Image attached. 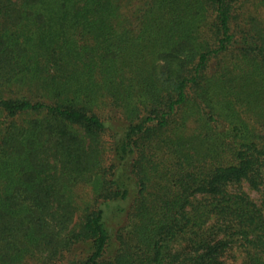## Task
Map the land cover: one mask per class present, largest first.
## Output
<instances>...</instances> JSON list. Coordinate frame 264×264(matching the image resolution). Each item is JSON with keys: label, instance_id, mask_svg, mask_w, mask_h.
Masks as SVG:
<instances>
[{"label": "trees", "instance_id": "1", "mask_svg": "<svg viewBox=\"0 0 264 264\" xmlns=\"http://www.w3.org/2000/svg\"><path fill=\"white\" fill-rule=\"evenodd\" d=\"M250 1L0 0V264H264Z\"/></svg>", "mask_w": 264, "mask_h": 264}, {"label": "rangeland", "instance_id": "2", "mask_svg": "<svg viewBox=\"0 0 264 264\" xmlns=\"http://www.w3.org/2000/svg\"><path fill=\"white\" fill-rule=\"evenodd\" d=\"M137 4H139V0H132V6H136ZM247 6L249 7V10H246V14L243 16L244 19L242 23H248L247 21H251V18L254 17L256 20L253 23L262 25L264 22V7L256 0L250 1ZM114 129L116 131L120 130L118 124H114ZM99 184L100 177L96 176L91 182L78 184L74 187V189H72V198L76 199V201L82 206L81 209L75 214L74 223L71 225V227L76 226L77 230H79L81 216L83 214L82 209H84L86 205H94ZM250 194L257 200H259L261 197L260 193L257 191H250ZM109 216L111 225L113 227L117 226L118 219H115L112 214H109ZM223 264H244V255L238 249L229 250L223 258Z\"/></svg>", "mask_w": 264, "mask_h": 264}]
</instances>
